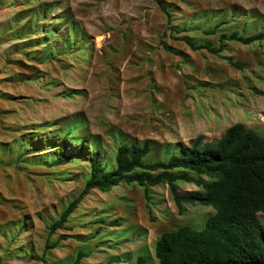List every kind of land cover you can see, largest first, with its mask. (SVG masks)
<instances>
[{
	"label": "rangeland",
	"instance_id": "obj_1",
	"mask_svg": "<svg viewBox=\"0 0 264 264\" xmlns=\"http://www.w3.org/2000/svg\"><path fill=\"white\" fill-rule=\"evenodd\" d=\"M233 31H264V0H0V264H74L80 251V264H156L164 231L205 227L212 206L180 211L167 184L147 200L145 187L122 183L92 190L51 233L92 155L55 160L77 153L81 138L111 166L135 140L160 160L236 122L264 135V94L254 90L264 91V40L226 41L218 55L184 40L218 48ZM197 189L179 182L181 193Z\"/></svg>",
	"mask_w": 264,
	"mask_h": 264
},
{
	"label": "trees",
	"instance_id": "obj_2",
	"mask_svg": "<svg viewBox=\"0 0 264 264\" xmlns=\"http://www.w3.org/2000/svg\"><path fill=\"white\" fill-rule=\"evenodd\" d=\"M167 14L171 20V14L168 11ZM219 39L218 48L184 40L194 49H206L218 55L224 50V42L250 45L263 41L264 31L249 36L233 31L222 33ZM70 133H63L64 145ZM87 143L84 138L79 139L77 153L55 160L56 164H64L78 154L92 155L90 175L83 191L48 226L51 233L66 228L71 215L92 190L108 192L122 183L138 184L146 188L149 200L151 187L167 184L180 211L184 203H190L212 206L215 212L202 229L183 225L164 231L155 244L156 264H264V225L259 218V213L264 212V135L243 122H236L219 140L204 142L198 136L190 145L180 146L178 154L160 160H147L152 152L149 140H135L117 147L111 166L100 159L99 147ZM180 181L198 189L181 193ZM113 226L120 223L114 222ZM49 247L47 244L46 248ZM84 256L85 252L80 251L74 264H80ZM145 263L147 259L139 257L136 264Z\"/></svg>",
	"mask_w": 264,
	"mask_h": 264
}]
</instances>
